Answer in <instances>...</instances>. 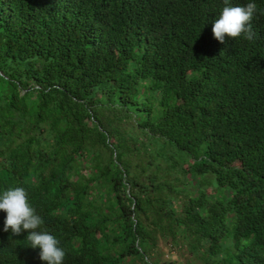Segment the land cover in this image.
Returning <instances> with one entry per match:
<instances>
[{"label": "trees", "instance_id": "obj_1", "mask_svg": "<svg viewBox=\"0 0 264 264\" xmlns=\"http://www.w3.org/2000/svg\"><path fill=\"white\" fill-rule=\"evenodd\" d=\"M223 7L0 0V195L25 189L63 264H160L166 238L264 264V14L221 44ZM5 219L0 264H46Z\"/></svg>", "mask_w": 264, "mask_h": 264}, {"label": "clouds", "instance_id": "obj_2", "mask_svg": "<svg viewBox=\"0 0 264 264\" xmlns=\"http://www.w3.org/2000/svg\"><path fill=\"white\" fill-rule=\"evenodd\" d=\"M224 5L219 18L213 22L214 39L221 44L226 43V37L252 41L256 35L252 21L258 13L264 14V10L258 9L255 2L233 6L230 0H224ZM0 211L6 213L5 232L11 229L12 235L19 236L22 230H30L27 241L33 249H40V260L46 264H63L65 249L54 235L42 229L44 220L29 203L23 187L9 188L0 195Z\"/></svg>", "mask_w": 264, "mask_h": 264}, {"label": "rangeland", "instance_id": "obj_3", "mask_svg": "<svg viewBox=\"0 0 264 264\" xmlns=\"http://www.w3.org/2000/svg\"><path fill=\"white\" fill-rule=\"evenodd\" d=\"M132 125L133 121L131 120L127 124L130 131ZM122 127L124 126L122 125ZM151 253L160 264H204L201 258L194 256L189 251L187 243L182 239H178L176 242L171 241L170 238L159 239ZM137 264L139 263L137 262Z\"/></svg>", "mask_w": 264, "mask_h": 264}]
</instances>
